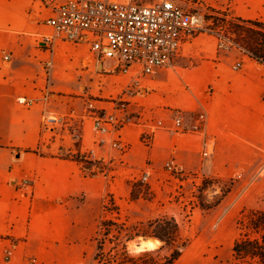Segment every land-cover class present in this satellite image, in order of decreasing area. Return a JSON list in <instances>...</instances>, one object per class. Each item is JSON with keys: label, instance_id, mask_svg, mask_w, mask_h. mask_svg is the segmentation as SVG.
Masks as SVG:
<instances>
[{"label": "crops", "instance_id": "obj_1", "mask_svg": "<svg viewBox=\"0 0 264 264\" xmlns=\"http://www.w3.org/2000/svg\"><path fill=\"white\" fill-rule=\"evenodd\" d=\"M226 1L211 6L224 9ZM229 1L235 20L264 22V0ZM176 2L186 9L191 4ZM52 17L46 0H0V264H30L32 259L36 264H87L97 249L102 199L107 194L130 199L133 184L148 166L153 169L149 185L165 200L177 186L165 171L169 161L176 163L179 179L195 175L230 180L237 197L248 187L264 162V63L237 48L220 52L217 37L190 35L170 68L135 85L133 75L105 69L108 60H98L89 35L78 44L57 41L53 49L41 45L43 37L53 33L48 25ZM239 62L241 68L235 70ZM126 92L128 109L120 116L129 122L118 126L114 138L127 152L98 149L91 118L83 121L82 142L64 141L61 153L43 148L44 111H74L81 117L92 101L104 117L115 112V100ZM18 98L38 106L21 107ZM203 106L209 111L208 135L214 141L207 156L202 135L189 130ZM179 113L183 128L175 125ZM146 136L152 138L150 143L144 142ZM88 150H98L109 169L96 166L91 176L67 157H83ZM240 173L244 178L237 180ZM27 182L32 185L26 187ZM260 196L264 178L239 202ZM143 203L132 207L139 221L149 220L155 207ZM230 213L225 211L223 220ZM149 240L157 239L143 241ZM160 247L161 242L151 251ZM194 255L184 254L175 264H225L219 257Z\"/></svg>", "mask_w": 264, "mask_h": 264}, {"label": "built area", "instance_id": "obj_2", "mask_svg": "<svg viewBox=\"0 0 264 264\" xmlns=\"http://www.w3.org/2000/svg\"><path fill=\"white\" fill-rule=\"evenodd\" d=\"M46 2L53 12V17L48 21L53 33L43 37L41 45L53 49L57 41L78 44L89 35L92 51L98 60H116L118 65L113 74L133 75L135 85H139L144 77L154 76L158 71L170 68L183 40L205 31L203 15L186 9L176 0H66L64 3L46 0ZM220 48L230 51L238 46L231 39L223 38L220 40ZM5 58L8 60L9 56ZM234 68L240 70L241 63H237ZM127 95L128 92L115 100V112L104 117L99 115L92 101L86 104L85 115L81 117L74 111L67 115L44 111L43 148L50 153L60 152L62 143L66 140L82 142L83 121L91 118L94 120L98 149L127 152L128 147L114 138L118 126L129 122L126 116H120V113H125L128 109V101L125 100ZM47 102L48 96H45L43 103ZM17 104L25 108L38 106L36 101L26 98H18ZM183 121V115L177 114L175 125L183 128ZM208 122V114L204 111L191 131L202 135L205 156L210 155L214 148V141L208 135ZM158 126L163 125L159 123ZM83 158L98 167L109 169V161L100 157L98 150L86 151ZM176 168L174 161H169L165 165V171L169 174H174ZM152 175V169H145L140 182L149 185ZM243 178V173L237 176V180ZM263 178L264 162L255 170L251 183L242 191L239 199L252 184ZM31 185L30 182L25 184L26 187ZM7 256L12 257V252L8 251ZM30 264H36V260L32 259Z\"/></svg>", "mask_w": 264, "mask_h": 264}, {"label": "rangeland", "instance_id": "obj_3", "mask_svg": "<svg viewBox=\"0 0 264 264\" xmlns=\"http://www.w3.org/2000/svg\"><path fill=\"white\" fill-rule=\"evenodd\" d=\"M188 2L191 3L188 9L202 14L204 18L205 31L195 37L202 35L217 37L218 50L227 52L220 48V40L227 38L235 42L236 37L232 35L228 25L238 21L230 12V1H226L224 9L211 6L217 4V0L209 1L207 4L198 0H188ZM207 16L220 18L223 22L220 21L214 27ZM117 65L116 60L110 59L105 64V69L116 71ZM204 111L209 117L208 109L203 106L201 112L195 117L190 131L193 130L196 120ZM143 140L151 142L152 138L146 136ZM58 153H61V150ZM147 168L152 169L148 166L143 171ZM88 173L94 176L93 171L88 170ZM171 176L177 181V186L168 200H165L162 192H154L151 185H145L140 181L133 184L130 199L120 200L110 194L102 199L96 237L97 249L87 264H161L179 246L182 248L180 258L184 254L186 257L195 254L194 257L197 258L219 257L225 264H245L234 255L233 247L238 240L249 233V230L245 229L244 234L242 223H248L253 212L264 211V196L242 203V201L239 202L240 196H234L236 189L233 181L206 179L195 175L179 179L176 172ZM182 181L186 182L185 186L182 185ZM232 197H234L233 205L228 204ZM143 200H145L143 204L153 203L155 207L151 209L153 214L149 220L139 221L137 215L135 216L137 212L132 207ZM235 204L237 206L233 208ZM228 210H231V213L223 220L225 216L223 213ZM167 219L174 220L179 225L178 241L176 243L170 241L167 246H163L160 241V249L150 251L147 256L144 251L138 252L136 246L144 239L150 238L145 236L153 233L155 226ZM204 261L206 264L210 263L208 260Z\"/></svg>", "mask_w": 264, "mask_h": 264}, {"label": "trees", "instance_id": "obj_4", "mask_svg": "<svg viewBox=\"0 0 264 264\" xmlns=\"http://www.w3.org/2000/svg\"><path fill=\"white\" fill-rule=\"evenodd\" d=\"M212 21L214 27L222 21L217 17L207 16ZM223 22V21H222ZM229 26L232 35L236 37L235 44L238 48L248 54L250 57L264 63V22H245L238 20ZM82 164L86 169L93 171L97 166L94 163L86 161L80 155L67 156ZM243 232L249 230L242 239L238 240L233 253L236 257L243 260L245 264H264V211L253 212L248 223L243 222ZM154 232L145 237L155 238L167 246L170 241L175 243L179 239V225L174 220H165L155 226ZM182 248L176 247L174 251L165 258L161 264H174L181 256ZM150 251H146L145 256Z\"/></svg>", "mask_w": 264, "mask_h": 264}, {"label": "bare ground", "instance_id": "obj_5", "mask_svg": "<svg viewBox=\"0 0 264 264\" xmlns=\"http://www.w3.org/2000/svg\"><path fill=\"white\" fill-rule=\"evenodd\" d=\"M159 241L158 240H149L147 241H143V243H141V245L139 244V246L137 245V251L138 252H142V251H151L155 248L158 247L159 245Z\"/></svg>", "mask_w": 264, "mask_h": 264}, {"label": "water", "instance_id": "obj_6", "mask_svg": "<svg viewBox=\"0 0 264 264\" xmlns=\"http://www.w3.org/2000/svg\"><path fill=\"white\" fill-rule=\"evenodd\" d=\"M102 70V69H101ZM143 92V91H142Z\"/></svg>", "mask_w": 264, "mask_h": 264}]
</instances>
